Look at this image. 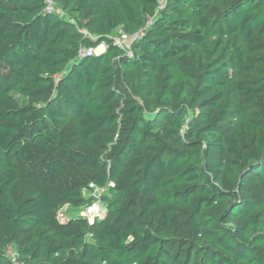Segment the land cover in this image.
Masks as SVG:
<instances>
[{
    "label": "trees",
    "instance_id": "16d2710c",
    "mask_svg": "<svg viewBox=\"0 0 264 264\" xmlns=\"http://www.w3.org/2000/svg\"><path fill=\"white\" fill-rule=\"evenodd\" d=\"M53 1L0 0V264H264V0Z\"/></svg>",
    "mask_w": 264,
    "mask_h": 264
},
{
    "label": "rangeland",
    "instance_id": "374dc122",
    "mask_svg": "<svg viewBox=\"0 0 264 264\" xmlns=\"http://www.w3.org/2000/svg\"><path fill=\"white\" fill-rule=\"evenodd\" d=\"M58 14H61V16H64V13L60 12L59 10H56ZM80 33L85 36V37H90L92 39H95V36L91 33H87L84 31H80ZM99 47H95V53L94 54H99L101 51L100 49H98ZM12 96L18 100V102L20 104H23L24 102H26V98L20 96L19 94L12 92ZM145 114L147 115V117L149 118H156V114L154 113H149V112H145ZM191 113L187 114L186 116V123L188 122L189 118H190ZM161 120V118L159 119ZM86 196H88L90 199L93 198V195L95 194V197L99 198V200L101 201L102 206L105 208L106 204L108 202H110V200L113 199H120L121 197H119L118 194L113 193L111 190L108 189H104V190H96L94 187L87 189L85 192ZM83 206H70V205H64L61 209L60 212L58 213L59 217L61 218H66L68 216H75V215H82L83 212ZM101 216V215H100ZM99 217V216H98ZM8 256L10 258L11 261L15 262L17 264V260H16V251L14 250V248H9L8 251Z\"/></svg>",
    "mask_w": 264,
    "mask_h": 264
},
{
    "label": "built area",
    "instance_id": "2783aa9c",
    "mask_svg": "<svg viewBox=\"0 0 264 264\" xmlns=\"http://www.w3.org/2000/svg\"><path fill=\"white\" fill-rule=\"evenodd\" d=\"M46 3V10L55 12L56 10H59L53 0H45ZM160 7V6H159ZM60 11V10H59ZM57 12V11H56ZM61 12V11H60ZM148 22L147 24H149ZM118 35L114 38V43L119 46L120 48H124L126 51L127 55L130 54V44L132 41L136 40L137 37L139 36L140 30L137 33L134 34H128L126 32L118 30ZM104 46V43L98 44L95 47H100ZM95 47L90 46L89 48H81L80 54L83 56H90L91 54L95 53ZM94 187V186H93ZM96 190H104L105 188H99V187H94ZM86 192V190H85ZM104 207L101 204V201L99 198L95 197V194L93 195V198L83 208L82 215L85 216L90 222L93 221L95 217H98L104 213ZM9 251V250H8Z\"/></svg>",
    "mask_w": 264,
    "mask_h": 264
},
{
    "label": "crops",
    "instance_id": "0c3cea01",
    "mask_svg": "<svg viewBox=\"0 0 264 264\" xmlns=\"http://www.w3.org/2000/svg\"><path fill=\"white\" fill-rule=\"evenodd\" d=\"M98 49H100V53L104 52L105 51V47L104 46H100Z\"/></svg>",
    "mask_w": 264,
    "mask_h": 264
}]
</instances>
